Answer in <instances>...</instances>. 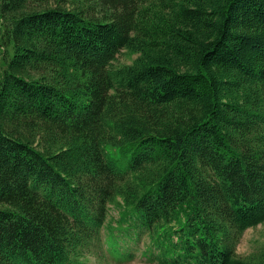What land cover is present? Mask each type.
Instances as JSON below:
<instances>
[{
    "label": "trees",
    "instance_id": "1",
    "mask_svg": "<svg viewBox=\"0 0 264 264\" xmlns=\"http://www.w3.org/2000/svg\"><path fill=\"white\" fill-rule=\"evenodd\" d=\"M38 1L0 0V264H264V0Z\"/></svg>",
    "mask_w": 264,
    "mask_h": 264
},
{
    "label": "rangeland",
    "instance_id": "2",
    "mask_svg": "<svg viewBox=\"0 0 264 264\" xmlns=\"http://www.w3.org/2000/svg\"><path fill=\"white\" fill-rule=\"evenodd\" d=\"M65 2L66 0H40L36 2L35 5L38 8H43V7L53 6L57 4L65 5ZM96 10L97 8H93L91 9L90 12L94 14ZM131 61H132V58L128 56L126 52H122L120 55H118V60L116 63L118 64L128 63L129 64L131 63ZM262 244H264V223L259 224L256 227L249 228L248 230L245 231L237 247V253L239 256H242V257L248 256ZM89 264H96L95 260L91 258ZM112 264H115V263H112ZM123 264H152V263H148L144 259L138 258L134 261L123 263Z\"/></svg>",
    "mask_w": 264,
    "mask_h": 264
}]
</instances>
